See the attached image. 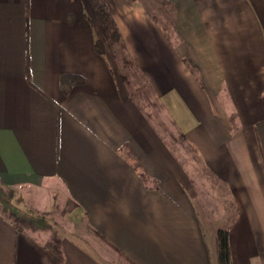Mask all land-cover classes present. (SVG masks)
Instances as JSON below:
<instances>
[{
    "label": "crops",
    "instance_id": "obj_1",
    "mask_svg": "<svg viewBox=\"0 0 264 264\" xmlns=\"http://www.w3.org/2000/svg\"><path fill=\"white\" fill-rule=\"evenodd\" d=\"M102 1L130 78L89 0H0V184L91 229L61 264H215L206 203L235 206L232 264H264V0ZM48 237L0 212V264H53Z\"/></svg>",
    "mask_w": 264,
    "mask_h": 264
},
{
    "label": "trees",
    "instance_id": "obj_2",
    "mask_svg": "<svg viewBox=\"0 0 264 264\" xmlns=\"http://www.w3.org/2000/svg\"><path fill=\"white\" fill-rule=\"evenodd\" d=\"M99 21L103 39L108 44L119 42L122 47L123 42L119 34L117 25L112 18L106 4L102 0H89ZM95 49L103 53V44L97 40L94 42ZM64 77H73L65 75ZM63 79V78H62ZM143 175V172L140 171ZM0 212L8 219L16 230L19 231H44L49 237L44 244V248L52 257L53 264H61L63 254L61 250V238L55 225L43 217L40 210L35 208L21 209L12 201V190L0 184ZM214 261L215 264H232L229 249V228L228 226L218 227L214 232Z\"/></svg>",
    "mask_w": 264,
    "mask_h": 264
},
{
    "label": "rangeland",
    "instance_id": "obj_3",
    "mask_svg": "<svg viewBox=\"0 0 264 264\" xmlns=\"http://www.w3.org/2000/svg\"><path fill=\"white\" fill-rule=\"evenodd\" d=\"M163 4H160L158 0H153L152 4L150 5V13H152L154 15V18L157 20L158 17L162 14L163 15H168L170 13L169 11V7L165 6V4L162 6ZM169 11V12H168ZM170 15V14H169ZM96 16V14H95ZM160 20V19H159ZM94 21L96 22V24H99V21L96 18L94 19ZM161 22V20H160ZM167 24V23H166ZM168 25V24H167ZM170 26V25H169ZM100 28V26H99ZM101 31V29H100ZM97 41H99V43L101 42L108 51V54L112 57V59L114 60L116 66H117V70L118 73L120 72V70L122 71V73H125L126 67L128 68V72L127 75H129L128 77L130 78V66L132 65L130 62V57L128 52L126 51V49H124V47H122L120 45L119 42H114L113 44H108L106 42V40L103 39V35H102V31L100 32L99 38L97 39ZM121 73V72H120ZM139 88L136 87V90H138ZM139 91V90H138ZM249 174H251L249 176ZM247 175L250 177L248 179V184L249 188H254L256 183H254L253 180H251V176H252V171L251 170H247ZM10 190H12V201L21 209H26L25 207H27V205L24 203L26 201L27 197H24V194H21V192H19L18 190H14L12 187H7ZM63 196L60 194L58 196L55 197V202H60L62 200ZM25 200V201H24ZM60 206L55 207V209L50 210V211H41L40 214L43 215V217L45 219H47L49 222H51L53 225H55V227L57 228L58 233L60 234V232H62V234L66 235L69 238H81L80 241H83L85 243L86 240H88L89 238L94 237V233L91 231V229L88 226H84V227H77V229H79L78 231L74 232L73 228H72V218L70 217V215H62V212L59 208ZM227 207V209H226ZM235 206L233 203H228L227 205H219L216 206V204H211V203H206L205 205V210L203 212H201V214L203 215V222L207 225V229L210 230L211 235H213V241H214V232L218 227H223L226 225H230L231 221L233 220V218L235 217V215L237 214L234 210ZM76 229V228H75ZM44 232V231H42ZM85 234V238L83 236H81V234ZM76 234H79L76 235Z\"/></svg>",
    "mask_w": 264,
    "mask_h": 264
}]
</instances>
